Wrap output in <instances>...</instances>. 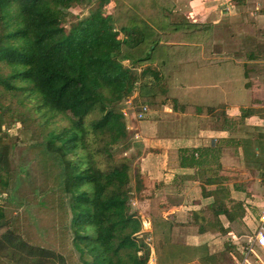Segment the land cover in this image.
Wrapping results in <instances>:
<instances>
[{
	"label": "trees",
	"instance_id": "1",
	"mask_svg": "<svg viewBox=\"0 0 264 264\" xmlns=\"http://www.w3.org/2000/svg\"><path fill=\"white\" fill-rule=\"evenodd\" d=\"M107 1L0 0V132L7 138L0 142V192L9 195L14 174L12 138L3 124L12 110L18 121V108L23 131L41 147L47 172L57 180L42 191H55L64 199L80 264H148L151 248L138 236L142 222L130 205L126 163L113 160L115 149L129 142L128 118L136 117L127 116L121 102L135 91L137 78L131 68L138 64L148 80L135 98L150 108L168 103L169 72L197 56L200 44L208 52L212 24L171 20L169 0L153 1V18L137 14L141 4L134 2L125 11L136 13L120 22L104 10ZM78 5L90 13L74 15L70 25H64L69 9ZM215 150H191L181 162L198 164L195 152L204 156L212 151L219 167ZM136 178L140 191L139 173ZM213 194L218 197V191ZM230 201L231 211L225 212H244L240 201ZM13 222L0 203V247L2 239L8 247L0 255L7 261L68 264L62 253L30 242Z\"/></svg>",
	"mask_w": 264,
	"mask_h": 264
},
{
	"label": "crops",
	"instance_id": "2",
	"mask_svg": "<svg viewBox=\"0 0 264 264\" xmlns=\"http://www.w3.org/2000/svg\"><path fill=\"white\" fill-rule=\"evenodd\" d=\"M177 2V16L212 24V36L207 53L200 44L197 56L169 72L168 103L144 119L128 118L139 135L132 145L141 154L146 196L138 211L149 224L148 264H219L226 254L237 264H264V246L251 244L264 210V60L254 52L264 38L255 30L264 29V0ZM232 42L241 43L237 50L245 45V53L232 50ZM214 147L219 167L212 151L195 152L198 164L181 162L191 150ZM231 199L243 213L225 212ZM233 227H247L251 237L238 241ZM234 242L244 246L234 251Z\"/></svg>",
	"mask_w": 264,
	"mask_h": 264
},
{
	"label": "rangeland",
	"instance_id": "3",
	"mask_svg": "<svg viewBox=\"0 0 264 264\" xmlns=\"http://www.w3.org/2000/svg\"><path fill=\"white\" fill-rule=\"evenodd\" d=\"M153 1L155 0H108L104 6V10L106 13H112L115 20L124 22L128 19L129 14L130 17H132L136 13L134 10H132L133 12L130 11L128 14L125 11L126 7L128 5L132 7L134 2H138L141 4V7L137 8V14H147L153 18V15L155 16L154 7L152 5ZM159 1L166 2L168 0ZM169 2L173 5L171 20H186L182 16H177L174 12V10H176V4L178 3L177 0H169ZM69 11L71 15H69L64 21V25L66 26H69L70 22L74 20V15L85 17L90 13L88 7H85L84 5L71 7ZM118 12H120V16L117 14ZM181 14H183V12H180V15ZM114 26L116 27L115 24ZM255 30H258L257 35L259 37L263 36L264 29L256 28ZM121 33L122 32H117V35L122 36ZM254 44L255 41L249 42L251 47H253ZM240 46V42L236 44L232 42L231 47L232 50L237 52L239 51L243 55L246 51L244 50L245 45L242 44V48L237 50L240 48ZM254 52L258 53L261 56V59L264 60V38L258 42ZM243 59L244 57L242 60ZM258 64L261 65L260 67H263L262 61L258 62ZM131 69L133 70L134 74L136 73L135 78H137L135 82V91L130 97L121 102V108L127 114V116L128 113H134L137 119H144L147 116V113L150 111V107L147 104L139 101L137 98H135V96L138 94V91L141 88V83H145L143 81L148 80L147 74L145 75V73H143V66L138 64L133 66ZM144 108H147L148 111L145 113L146 115L143 118H139L138 111H142ZM12 112L13 110L7 114L8 120L3 124V127H5L12 138L10 141L13 146L9 152V159L11 161L12 167H14V174L9 195L7 193L4 194L0 192V203H2V206L4 205L6 213L11 214L14 217V222L12 225L13 228L19 231L20 234L24 235L30 242L42 245L46 248L54 249L55 251L62 253L66 256L68 264H80L78 254L73 247V243L71 242L69 227H67L70 215L67 213V208L63 202L64 199L55 191H42V188L46 185H48L50 188L52 186L54 187L57 183V180H53L55 178L50 176V174L47 172L45 163L42 161L44 156L42 157L43 150L41 147L33 145L32 143H34L35 140H31L30 142L29 133L23 131L24 129L21 124L18 108H15V113L18 114V121L13 119L15 116L11 115ZM133 117L135 118V116ZM134 132L135 130L130 133L128 138L130 141V143L128 142L130 147L128 148V145H126L125 148L122 146L115 149L113 160L117 163H126V168L124 167V171L127 173V175H129L128 177L130 181L129 188L127 189L130 190V193L132 192L130 205L132 206L133 211H137L136 216H139L142 222V228L138 233V236L143 237V239L149 243L150 240L145 235L146 231L144 230L147 228V225L145 224L146 219L143 214L138 211L139 207L144 208L142 200L146 195L142 193L144 189V181L142 184H140L141 190H136V174L139 172L141 178L142 175L139 171L140 167H138L141 156V154H139L140 149L137 147L133 148L134 145H132L135 140H139V135ZM2 136V132H0V142L5 143L7 138H1ZM23 167L24 169H22ZM4 196L5 198L3 199ZM147 221H149V219H147ZM233 229L237 231L238 236H240V240L238 241L242 243H245V241L251 237V232L247 227H233ZM1 232L2 229L0 228V233ZM2 242L4 243V247H0V253L7 251L8 248L5 239H2ZM224 242H226V240ZM230 245L231 246H228L230 248H234V251H237L239 246H244L239 242H234ZM220 256L221 262L219 264H237V261L234 262L235 258H233L232 255L227 256L226 254V259H224L222 255ZM234 256H236L237 259L239 258L237 253H234ZM55 259L58 260V257ZM58 262L60 261L58 260ZM0 264L12 263L0 255ZM189 264H197V262H192Z\"/></svg>",
	"mask_w": 264,
	"mask_h": 264
},
{
	"label": "built area",
	"instance_id": "4",
	"mask_svg": "<svg viewBox=\"0 0 264 264\" xmlns=\"http://www.w3.org/2000/svg\"><path fill=\"white\" fill-rule=\"evenodd\" d=\"M148 111L147 108H144L141 110L138 111V116L139 118H143L146 114V112ZM253 243H258L262 246H264V210H263V213H262V216L260 217V223H259V227L255 233V237L254 239L252 240L251 244ZM252 249V245L247 247V252H250Z\"/></svg>",
	"mask_w": 264,
	"mask_h": 264
}]
</instances>
